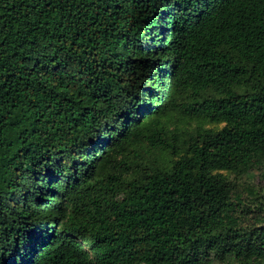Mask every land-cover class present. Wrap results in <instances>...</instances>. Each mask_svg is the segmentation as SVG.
<instances>
[{"label":"trees","instance_id":"obj_1","mask_svg":"<svg viewBox=\"0 0 264 264\" xmlns=\"http://www.w3.org/2000/svg\"><path fill=\"white\" fill-rule=\"evenodd\" d=\"M264 0H0V264H264Z\"/></svg>","mask_w":264,"mask_h":264},{"label":"rangeland","instance_id":"obj_2","mask_svg":"<svg viewBox=\"0 0 264 264\" xmlns=\"http://www.w3.org/2000/svg\"><path fill=\"white\" fill-rule=\"evenodd\" d=\"M263 183H264V181H263Z\"/></svg>","mask_w":264,"mask_h":264}]
</instances>
